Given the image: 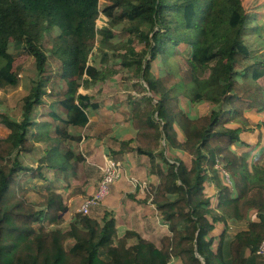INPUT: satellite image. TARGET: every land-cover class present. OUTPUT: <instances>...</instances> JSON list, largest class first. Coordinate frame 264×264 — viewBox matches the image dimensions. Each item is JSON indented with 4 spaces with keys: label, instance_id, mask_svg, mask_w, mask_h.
<instances>
[{
    "label": "trees",
    "instance_id": "trees-1",
    "mask_svg": "<svg viewBox=\"0 0 264 264\" xmlns=\"http://www.w3.org/2000/svg\"><path fill=\"white\" fill-rule=\"evenodd\" d=\"M99 13L108 21L96 28ZM246 21L241 0H105L101 7L99 0H0V88L19 82L8 50L11 41L33 57L36 70L21 98L20 119L0 113V125L8 130L0 136V264H168L171 257L181 264H251L264 241V143L257 141L255 156L241 149L250 146L244 141L246 132H253L247 127L249 115L264 116V92L257 82L264 76V61L240 64L249 56L242 38ZM121 22L144 44L139 52L128 48L122 65L134 66L152 96L129 100L137 133L120 141L112 154L117 158L133 149L148 157L149 171L159 178L153 203L168 232L157 244L133 231L116 241L114 218L106 212L101 223L78 215L67 230L35 232L29 224L43 211L33 212L22 198L13 200L23 180H45L46 171L66 175L71 160L84 161L81 154L60 148L82 140L69 129L87 125V111L99 107L78 89L106 78L88 56L96 36L98 50L111 47V28ZM54 28L58 33L44 50L42 39ZM46 51L59 63L56 74L47 70ZM171 57L180 60L167 67ZM154 60L165 64L163 76L152 73ZM181 97L211 108L191 117ZM39 105L47 106L48 119H36ZM161 138L189 161L175 157L170 162L163 148L157 149ZM37 142L46 144L43 157L35 168L24 166L20 153ZM52 195L45 203L54 211L60 196ZM6 199H12L8 207ZM9 219L27 224L10 225ZM227 221L244 226L228 233ZM131 237L135 241L128 244Z\"/></svg>",
    "mask_w": 264,
    "mask_h": 264
},
{
    "label": "rangeland",
    "instance_id": "rangeland-1",
    "mask_svg": "<svg viewBox=\"0 0 264 264\" xmlns=\"http://www.w3.org/2000/svg\"><path fill=\"white\" fill-rule=\"evenodd\" d=\"M104 2L105 0H99L100 7ZM241 4L247 14L246 29L242 38L249 49V56L240 63L243 68V66L253 64L257 61H264V0H241ZM107 21L108 19L102 13H99L95 20L96 28L107 24ZM127 30L128 25L126 22H121L113 26L111 28L113 36L109 40L111 47H105L102 48V50H98L99 40L96 36L94 46L88 56V62L96 68L101 69L107 76L103 81L90 82L87 86L79 87L78 92L90 95L92 98L91 100L97 102L99 107L96 110L89 109L87 111V125L69 129L73 134H80L82 140L80 142L69 141L60 148L62 151L70 149L75 153L81 154L84 161L74 162L71 160L70 168L66 170V175H60V173L58 175L53 171H46L48 177L45 180L40 178H28L21 182L23 187L16 193L17 197L13 201L22 198L26 204L31 206L33 212L43 211L38 220H33L29 224L30 228L35 232H39V230L42 229L46 231L54 229L67 230L69 229L70 222L73 221L76 216L84 215L79 212V210L85 200L90 199L97 193L99 184L103 178L102 168H104L107 159H112L119 163L116 167L117 176L110 183L106 195L98 201L97 204L90 207L85 215L91 216L101 223L100 219L103 214L105 212L111 213L114 218L115 240L116 238L117 240L123 238L126 231L136 232L132 229L122 230L124 225L121 224L115 210L107 206V204L111 206L113 200L112 197L109 196L110 189L114 183L122 177V168L124 167L121 163V156L125 155V153L115 158L112 154L115 149H112V146L116 144V137L121 138L117 142V147H119L120 141L133 138L137 133L134 125L131 123V102L129 100H131L132 97L141 99L142 96L145 95L152 96L146 83L141 78H138L134 66L129 65L128 67H124L122 65L123 60L126 58L129 59L127 52L128 48H133L137 52L144 48V44L139 42L133 35L129 34ZM57 33L58 29L54 28L44 35L42 39L44 50L49 48L52 39ZM8 50L14 57L13 67L14 71L18 73L19 82L16 86L7 85L0 88V113L8 115L11 119L19 120L21 115V98L27 93L28 88L35 78L36 70L33 57L14 41L10 42ZM46 54L48 55L47 70L49 73L56 74L59 63L54 58L50 57L47 51ZM170 60L167 67L177 65L180 59L171 57ZM151 71L157 76H163L166 72V66L163 62L154 60L152 62ZM51 76L52 80H54V75ZM137 81L142 86L141 88L135 86L136 83L134 82ZM238 81L240 82L241 80L239 79ZM257 82L264 92V76L259 78ZM47 87L46 89L48 91ZM242 87L245 88L244 85H242ZM139 90H144V92L137 93ZM43 98L45 105H48L50 101L49 98H47L46 95ZM154 102L153 99L152 103ZM45 105H39L34 109L37 120L43 121L48 119L46 114L48 109ZM180 105L191 117L207 113L211 108L206 102L191 103L185 97L180 98ZM249 118L251 121L248 122L249 124L247 127L253 132H246L245 136L254 147L255 143H257L256 140L262 139L264 135V133H260L264 132V130L262 131L260 128L261 120L264 119V116L262 113L253 112L249 115ZM7 131L5 127L0 125V136H4ZM108 135L112 136L110 138L111 142L105 140V142L100 144ZM137 145L138 143L135 140L131 144L133 148ZM146 146L150 147L152 144L148 143ZM160 147L163 148L164 155L170 162H172V158L175 157L181 158L185 162L189 161L187 155L168 146L163 138L160 139L157 149ZM45 148L46 144L44 142L34 143L30 151L20 153L21 163L24 166L35 168L39 163V159L43 157ZM126 153L140 155L142 165L138 173L139 176H130L131 174L125 176L126 181L124 180V183L127 186L120 192V197L114 200L113 208L115 207L120 210L118 206L122 204L123 201H126L129 204V214H133L138 211L137 207L140 208L141 206H145V211L149 217H147L142 225L146 229L153 228L157 223V219L159 222L163 221L153 203L155 188L159 182V178L149 171L150 162L146 155L138 154L133 149H130V151ZM157 160L159 159L157 158ZM260 162L264 163V156L260 159ZM223 180L227 182L225 177ZM48 182L51 183L48 184ZM50 187L53 188L52 192L55 196L56 194L60 196V206L55 207L54 211L48 209L45 203L47 197L53 194L52 192L50 194L48 191ZM54 195L52 196L54 197ZM131 199L136 201L135 204H137V206L135 204L131 206V202L128 201ZM11 201L12 199H6L4 206H10L12 203ZM130 207L133 209L130 210ZM20 208L22 207L20 206ZM24 210H28V208H24ZM8 222L10 225L18 227L23 226V223L27 224L24 221H15L14 219H9ZM227 222L229 224V232H233L235 229L244 226V223L232 224L229 223V221ZM165 224L166 229H164V227L156 229V240L153 243H158V238L163 233L168 232L167 225L169 224ZM220 227L221 225L218 224L217 228ZM134 241L135 238L131 237L128 238L126 242L130 244ZM177 259L178 258L171 257L168 264H176V261H178Z\"/></svg>",
    "mask_w": 264,
    "mask_h": 264
},
{
    "label": "crops",
    "instance_id": "crops-1",
    "mask_svg": "<svg viewBox=\"0 0 264 264\" xmlns=\"http://www.w3.org/2000/svg\"><path fill=\"white\" fill-rule=\"evenodd\" d=\"M111 137H112L111 135H108L107 138L102 140L100 144L105 142V140L108 142H111V140H110ZM116 138H117L116 144L112 146V149H118L117 142L121 138L120 137H116ZM245 138H246V140L243 138L244 141H246L247 143L250 144V142H249V140H247L246 136H245ZM256 142H257V140H256ZM261 143H264V135L262 136ZM261 143H255L254 147L252 146V144H250L249 147H243L241 150L245 151V150L251 149V150H253L252 151L253 156H255L254 153H256V155H257V153L260 151ZM101 147H102V145H101ZM238 151H240V149H238ZM121 158H122V160H121L122 166H124L125 169H124V167L122 168L123 169L122 177L117 182H115L114 185L110 189L109 196H111L113 200H112L111 206L109 204H107V206L110 207L111 209L115 210V212L118 216V219L120 220L121 224L124 225V227H122V230L132 229V230L138 232L139 235H141L142 237L154 242L156 240V229H159L160 227H164V229H166L165 228L166 224L163 221L159 222L157 219L156 225L158 227L155 225L153 228L146 229L142 225L146 221L147 217H149V215L145 211V209H146L145 206H141L140 208L137 207L138 211L133 213V214H129V206H128L129 204L126 201H123V203L118 206V208H120V210L116 209L115 207L113 208V203L115 202L114 200L118 199L120 197L119 196L120 192L122 190H124V188L127 186L124 183L125 176L128 174L129 175L131 174L130 176H139L138 173H139V171L141 169V165H142V160L140 158V155L133 154V153H125V155L121 156ZM261 164H264V163H261ZM124 173H125V175H124ZM226 180H227V182H224V183L227 185H230L228 178ZM209 187H210V190L213 191L212 187L211 186H209ZM129 191H131V190H129ZM128 201L131 202V206H133V204H135V202H136L135 200H132V199L128 200ZM135 205L137 206V204H135ZM132 209L133 208L130 207V210H132ZM125 212H128V213H125ZM227 232L229 233V231H227ZM165 233H167V232H165ZM158 240H159V238H158ZM248 254L249 253L246 249L245 255H248ZM250 258H251L250 259L251 264H262V263H264L263 259L260 257H257L255 255V253L252 254V256ZM177 260L178 261H176V264H181L180 260L179 259H177Z\"/></svg>",
    "mask_w": 264,
    "mask_h": 264
},
{
    "label": "built area",
    "instance_id": "built-area-1",
    "mask_svg": "<svg viewBox=\"0 0 264 264\" xmlns=\"http://www.w3.org/2000/svg\"><path fill=\"white\" fill-rule=\"evenodd\" d=\"M118 162L113 161L112 159H107L105 162V166L103 169V178L99 184L97 193L92 196L90 199L85 200L83 202V205L81 206L79 212L82 214H86L87 210L98 203L108 192V188L110 183L113 181V179L117 176V169ZM223 176L227 179V176L225 173H223ZM255 254L263 259L264 261V241H261L256 250Z\"/></svg>",
    "mask_w": 264,
    "mask_h": 264
},
{
    "label": "water",
    "instance_id": "water-1",
    "mask_svg": "<svg viewBox=\"0 0 264 264\" xmlns=\"http://www.w3.org/2000/svg\"><path fill=\"white\" fill-rule=\"evenodd\" d=\"M202 264H203V262H202Z\"/></svg>",
    "mask_w": 264,
    "mask_h": 264
}]
</instances>
